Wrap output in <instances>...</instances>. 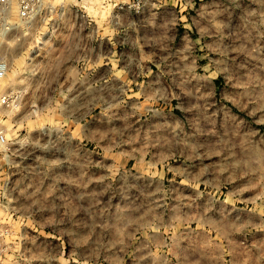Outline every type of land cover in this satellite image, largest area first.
Listing matches in <instances>:
<instances>
[{"label":"rangeland","instance_id":"obj_1","mask_svg":"<svg viewBox=\"0 0 264 264\" xmlns=\"http://www.w3.org/2000/svg\"><path fill=\"white\" fill-rule=\"evenodd\" d=\"M5 11L6 263L264 264V0Z\"/></svg>","mask_w":264,"mask_h":264},{"label":"built area","instance_id":"obj_2","mask_svg":"<svg viewBox=\"0 0 264 264\" xmlns=\"http://www.w3.org/2000/svg\"><path fill=\"white\" fill-rule=\"evenodd\" d=\"M12 0H0V19L1 23L5 21V10ZM41 0H18L20 15L23 20H31L39 11ZM5 30L1 29L0 36L5 37ZM9 62L6 58L0 56V80L5 78L8 73ZM12 96L9 94H0V107H10L12 105ZM7 132L0 126V147L8 145ZM2 182L0 176V183ZM5 232L9 234V229ZM0 264H32L22 250L18 251V258L14 262L6 263V249L0 238Z\"/></svg>","mask_w":264,"mask_h":264},{"label":"bare ground","instance_id":"obj_3","mask_svg":"<svg viewBox=\"0 0 264 264\" xmlns=\"http://www.w3.org/2000/svg\"><path fill=\"white\" fill-rule=\"evenodd\" d=\"M14 84L13 83H10V84H5V85H3V87H2V89L5 91L6 89H8L7 87H12Z\"/></svg>","mask_w":264,"mask_h":264}]
</instances>
